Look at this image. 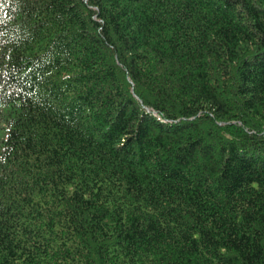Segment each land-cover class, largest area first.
Here are the masks:
<instances>
[{
	"label": "trees",
	"instance_id": "trees-1",
	"mask_svg": "<svg viewBox=\"0 0 264 264\" xmlns=\"http://www.w3.org/2000/svg\"><path fill=\"white\" fill-rule=\"evenodd\" d=\"M0 264H264V0H0Z\"/></svg>",
	"mask_w": 264,
	"mask_h": 264
}]
</instances>
